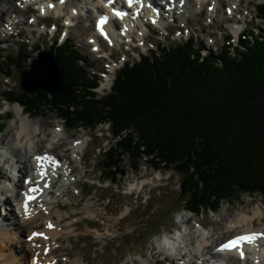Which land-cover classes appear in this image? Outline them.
Returning <instances> with one entry per match:
<instances>
[{"label":"trees","instance_id":"trees-1","mask_svg":"<svg viewBox=\"0 0 264 264\" xmlns=\"http://www.w3.org/2000/svg\"><path fill=\"white\" fill-rule=\"evenodd\" d=\"M257 9L264 19V1ZM247 30L239 46L232 48L228 36L219 52L206 56L194 39L159 46L125 63L104 96L74 42L54 40L51 50L74 94L9 90L6 100L34 117L47 107L69 129L108 125L114 137L104 153L108 181L126 175V158L135 170L146 159L154 170L180 176L186 210L215 213L244 193L264 198V29ZM5 127L0 115V137Z\"/></svg>","mask_w":264,"mask_h":264},{"label":"rangeland","instance_id":"rangeland-1","mask_svg":"<svg viewBox=\"0 0 264 264\" xmlns=\"http://www.w3.org/2000/svg\"><path fill=\"white\" fill-rule=\"evenodd\" d=\"M23 1L0 0V9L15 5L16 12H23L19 8ZM263 1L242 0V9L248 17L244 20L241 19L239 22L240 30L251 26L256 29L255 32L259 33V30L264 29V19H261L257 9V5ZM209 2L212 3L213 1L206 0V4L198 9L195 14L190 15L187 22H182L181 19L184 18L171 20L167 30L161 28V26L167 24L160 27L151 26V31L149 29L147 31L146 27H143L147 35V41L144 45L138 42L129 44L132 42V40H129L128 44L120 45L115 41L114 46H111L109 42L105 41L103 43L105 51L113 54V66L118 67V71L126 62L137 61L142 54L149 55L151 50H157L159 45L169 47L185 42L188 38H192L197 44L203 45L204 55L212 51L219 52L225 44L226 36L229 33L236 35L234 30L238 28L233 30L232 25L228 23L229 15L226 14V8H223L224 10L222 9L221 13L218 9L216 11L214 6L208 7ZM67 3L68 0H65V4ZM67 5L69 14L73 13L72 11L77 14L73 23L75 27L71 30L59 29L60 22L57 19L59 12H56V10L48 16L38 17L36 10L29 9L25 14V22L29 18H38V21H34L36 26L33 27V34L26 32L20 36L15 34L13 37L7 34L10 33V27L3 20L4 14L0 13V23L3 25V32H0V115L6 123L4 132L0 137V154L9 149V147L3 145V140L8 134L11 124H18L15 107L6 100L5 93L9 90L20 93L22 90L19 85L21 70H29L31 58H36L40 51L51 50L54 47L51 33L59 32L60 42H64V38L72 40L75 46L87 57L86 66L92 76H97L96 80L99 82V87L96 90L98 95L104 96L111 91V85L116 78L117 71L111 75L109 86H106L109 89L104 90L105 74L108 73L107 70H110L112 65L104 56L93 54V48L89 43L92 34L91 29L95 26L96 19L88 17L89 14L86 8L83 9L85 5L80 1L72 2L71 0ZM72 5L75 7L70 10ZM187 15L189 16V13ZM62 22L63 24L68 23L66 18ZM19 28L23 33L26 30L24 25ZM84 30H88V33L85 34ZM5 34H7L6 39ZM233 38L236 45L239 44L236 36ZM232 52L234 56V51ZM6 73H9V75H5ZM9 115L10 117H8ZM32 119L34 121L35 119H37L36 121L46 120L49 127L52 124H57L56 122H62L65 133L67 135L72 134V139L86 136L85 139L88 141V146H85L83 150L86 155V164L81 165V167L78 165L84 171L80 172L79 175L77 174V176H72V178L68 175L70 180L77 179V185L71 186L69 184L67 194H64V196L59 197L60 193L58 191L52 194L53 197H57V199L53 198V201L63 205L60 212L63 218L60 219L55 214L53 215L54 219L62 221L63 230L71 225L73 226L72 230H66L64 234L60 235L58 245L55 248L57 251L54 252L55 255L52 257L58 256L65 261L81 258L89 264H129L128 262L133 263L139 260L148 263L151 253L150 248L157 245L159 238L164 234L173 233V229L180 230L179 232L177 230V235H185L190 229L208 234L209 231L219 230L223 226L218 225V222L222 223L220 214L223 211L230 212L229 218L223 222L225 225H229L243 210H247L249 213L250 208H255L258 205L264 211V198L260 192L244 193L225 201L215 213L202 211L200 214H194L187 211L181 202L180 176L174 171H166V169L156 171L149 166L146 159L141 161L138 170L133 171L130 168V159L126 158L124 163L127 166L126 175L118 177L115 182L108 181L104 178L106 170L103 162L107 158L104 153L114 142V137L108 125H102L96 131L77 127L69 129L66 128L65 122L59 118L58 114L47 107L42 108L40 114L35 117L32 116ZM11 139L12 136L8 138V140ZM2 167L9 174L13 171L5 163L1 164ZM100 176L102 178L98 180ZM135 178H138L135 185H131L130 181ZM93 183H95L94 187L91 185ZM142 183L146 186L141 191L140 185ZM156 186H158L157 190H153ZM80 190H83V194L80 193ZM68 193L73 194L75 197H69ZM128 193H134L133 197L129 198ZM87 202L93 203L95 212L93 216L83 214V208ZM53 211L56 213L57 208H53ZM4 212V209L1 208V214ZM125 216L127 218L123 220L122 218ZM188 216L194 221L190 226H184L182 222ZM229 219H232V221L229 222ZM197 223L202 224L204 228H201ZM253 225L252 228L256 230H264V217L262 220L257 219ZM25 238L23 239L25 240ZM27 240L30 242V238L27 237ZM10 243L19 246L18 238L10 240ZM9 246L11 245L9 244ZM16 246H12V248L18 256L22 253L29 256L25 244L24 250L22 248L21 251ZM30 259L29 257V264H32Z\"/></svg>","mask_w":264,"mask_h":264},{"label":"bare ground","instance_id":"bare-ground-1","mask_svg":"<svg viewBox=\"0 0 264 264\" xmlns=\"http://www.w3.org/2000/svg\"><path fill=\"white\" fill-rule=\"evenodd\" d=\"M70 1L71 0H68L67 4H69ZM76 1H80L85 5L83 9L86 8L89 14L88 17H94L96 19V24L100 14L105 15V10H111L105 1L102 3V0H72V2ZM148 1L149 0H142V4H137L134 0L132 6L135 11L134 14L138 12L140 17L137 18V16L134 15L132 20H135L137 24L133 21H124L120 23L114 20L110 25L106 26V28L111 27L114 33L120 35L119 40L108 37L107 41L111 45L115 43V40L120 45L123 43L128 44L129 40H132L133 43L138 42L139 44H143L147 41V35L143 27H146L147 31L148 29L151 31V26L153 27L156 25L160 27L161 25L167 24V21L170 22V20L178 18L179 16L180 19L184 18L181 19L182 22H187L190 15L195 14L198 9H201L206 4V0H184L182 5L179 3V0H176L175 3H173L172 0H160L161 2H165V5L159 7L158 4H154L153 7L154 10H158V13L157 10L153 11V9L148 7ZM212 1V3L209 2L208 7L214 6V8L216 7V11L218 9L219 12L222 13V9L226 8V14L235 15L237 19L241 18L244 20L248 17L245 15L244 9H242V0ZM121 2H124V0H121ZM38 4L40 5L39 15L45 16L46 12L49 13L51 10H58L60 13H64L63 15L68 23H74V18L77 16L74 11L70 14L66 12L68 5L65 4V0L63 3H61V0H24L21 3V7H19L23 12H16L17 8L15 5L0 9V13L4 14L3 20L8 24L10 30H12L10 33H7L10 37L15 36V34L20 36L26 32L33 34V27L36 26L34 21H38V18H29L28 21L25 22V14L27 10H33ZM74 7L75 6L72 5L70 10ZM121 11H125V8H122ZM12 12L15 13L12 14ZM188 13L189 16L187 15ZM228 23L232 25L233 30L238 28L236 31L234 30L235 33L240 30V23L237 20H229ZM21 25L26 26L24 33L20 31L19 27ZM68 30H71V28ZM91 30L92 34L90 37L91 40L89 38V43L93 48V54H100L102 57L104 56L105 59L109 58L110 54L105 51L103 45L105 41L98 36L96 25L93 26ZM84 31L85 34L88 33V30ZM0 32H3V25L1 23ZM7 34H5V39L7 38ZM136 39L138 40L136 41ZM113 65L110 70H113ZM106 78L111 80V75L107 74ZM12 105L15 107L17 113L18 124H11L9 132L3 140V145H6L9 149L0 154V264H29V257L31 258L32 264H89L81 258L65 261L58 256L52 257L57 251L55 248L58 245V238L60 235L64 234L66 230L70 231L73 229L71 225L63 230L62 221L54 219L53 215L55 214H57L60 219L63 218L60 213L63 209V205L54 202L53 198L57 199V197H53L52 194L56 193V191L60 193L59 197L67 194L69 185L66 181L74 186L77 185V179L69 180L66 175L72 178V176H77V174L79 175L80 172L84 171L81 170L78 165L81 167V165L86 164V155L83 151L85 146H88V141L85 139L86 136L72 139V134L67 135L65 133V128L61 124L62 122H56L57 124H52V127H49L47 126L48 121L46 120L36 121L37 119H35L34 121L31 116L23 112V108L18 103ZM11 136L12 139L8 140ZM38 156H42L45 159L38 162L36 160ZM2 163H5L9 168L13 169L11 177L3 167L1 168ZM40 164L43 165L42 168ZM41 171L45 173L43 177L40 175ZM16 178H19V180L16 183L18 190L15 192V190L8 189L6 184L12 180L14 182ZM101 178L102 176L98 177V180ZM48 179H51L52 187H47ZM137 179L138 178L131 180L130 184L135 185ZM28 181H31V183ZM142 185L144 184L142 183ZM33 187H39L41 191L32 192L31 189ZM50 188L55 191L53 193L48 192ZM9 193L12 194L9 195ZM80 193L83 194V190H80ZM133 194L134 193H128L129 198H132ZM68 196L71 198L75 197L73 194L69 193ZM29 197H35V199H30ZM10 206L12 207L11 209L9 208ZM1 208H4L5 212L3 214H1ZM53 208H57L56 213L53 211ZM83 211V214L93 216L95 213L93 203L87 202ZM229 214L230 212L227 210L220 214L222 223L218 222V225L223 226L220 227L219 230L209 231L208 234L204 233L205 235L191 229L190 231L188 230L189 232L184 235L185 240L183 241V245H185V247L179 246V248H176L177 242L175 244L176 246L174 245L175 242H170L173 246V250L169 253L164 242L160 240L157 245L150 248L149 251H151V253L148 263H144L140 260L128 263L190 264L193 260H195V262L201 261L200 256L202 255L219 262L224 260L229 263L236 260L237 263L235 264H264V239H258L255 243L245 244L244 259L236 255H239L238 251H217L220 245L239 235L264 233L263 229L256 230L252 228V226H254L253 223L257 219L262 220L264 217V211L260 206L257 205L255 208H250L249 213L247 210L241 211L233 221L229 219V222L232 221L233 223L231 222L229 225H225L223 222L229 218ZM126 218L125 216L122 219L125 220ZM193 221L194 219L188 216L182 223L184 226H190ZM197 224L202 225L200 223ZM49 225H52V227H49ZM26 233H28L27 236ZM43 234H45V238H42ZM24 237H26L25 240L23 239ZM27 237H32L30 242L27 240ZM17 238L19 246L12 245L10 240H16ZM9 244L11 246H9ZM24 244L29 256L24 253L18 256L17 253L13 251L12 246H16L18 250L21 251L22 248L24 250ZM193 254L198 255V257ZM222 254H226V256L222 257Z\"/></svg>","mask_w":264,"mask_h":264},{"label":"water","instance_id":"water-1","mask_svg":"<svg viewBox=\"0 0 264 264\" xmlns=\"http://www.w3.org/2000/svg\"><path fill=\"white\" fill-rule=\"evenodd\" d=\"M19 77L20 88L26 93L35 94L44 90L50 96L74 94V86L68 81L62 63L52 50L40 51L36 58L31 59L30 69L21 70Z\"/></svg>","mask_w":264,"mask_h":264},{"label":"snow or ice","instance_id":"snow-or-ice-1","mask_svg":"<svg viewBox=\"0 0 264 264\" xmlns=\"http://www.w3.org/2000/svg\"><path fill=\"white\" fill-rule=\"evenodd\" d=\"M64 0H61V3H63ZM111 3H114L115 0H110ZM173 3L176 2V0H172ZM184 2V0H179V3L182 5ZM134 3V0H127V4L129 7H131ZM135 3L137 4H142V0H135ZM52 6V5H50ZM114 14L117 17L123 18L125 15H127V13L123 12V11H119L116 9H113ZM107 22V18H102L99 21L98 26L101 28V31H103V25ZM155 22V21H153ZM43 159H45L42 156H38L36 157V160L38 162L42 161ZM40 167L42 168L43 165L40 164ZM41 177H43L45 175V173L43 171L40 172ZM29 183H31V181H28ZM32 192H37V191H41V189L39 187H33L31 189ZM30 199H35V197H29ZM49 227H52V225H49ZM258 239H264V233H248V234H244V235H240L237 236L231 240H229L228 242H226L225 244H223L219 249H217V251H238L240 258L244 259L245 258V253H244V245L245 244H251V243H255L256 240Z\"/></svg>","mask_w":264,"mask_h":264}]
</instances>
